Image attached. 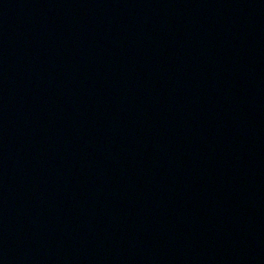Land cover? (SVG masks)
<instances>
[{"label": "water", "instance_id": "obj_1", "mask_svg": "<svg viewBox=\"0 0 264 264\" xmlns=\"http://www.w3.org/2000/svg\"><path fill=\"white\" fill-rule=\"evenodd\" d=\"M0 264H264V0H0Z\"/></svg>", "mask_w": 264, "mask_h": 264}]
</instances>
